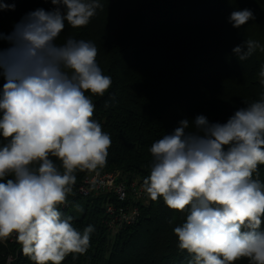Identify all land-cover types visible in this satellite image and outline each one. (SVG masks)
<instances>
[{
	"label": "clouds",
	"instance_id": "9594fccd",
	"mask_svg": "<svg viewBox=\"0 0 264 264\" xmlns=\"http://www.w3.org/2000/svg\"><path fill=\"white\" fill-rule=\"evenodd\" d=\"M51 10L26 13L10 33L0 32V240L15 234L34 264H62L69 254L87 252L93 225L83 231L60 205L67 203L76 171H94L107 162L111 136L93 118L92 96L112 86L97 63L98 48L88 40H56L66 23L89 24L100 0H50ZM15 4L0 2V11ZM236 29L255 16L232 11ZM259 41L232 49L239 61L250 58ZM264 85V66L259 72ZM189 119L149 149L153 158L144 190L151 200L186 214L174 227L178 247L190 264H264V96L240 107L226 122L204 115ZM58 160L59 166L52 158ZM61 169H63L61 171ZM254 174L255 177H254Z\"/></svg>",
	"mask_w": 264,
	"mask_h": 264
},
{
	"label": "trees",
	"instance_id": "16d2710c",
	"mask_svg": "<svg viewBox=\"0 0 264 264\" xmlns=\"http://www.w3.org/2000/svg\"><path fill=\"white\" fill-rule=\"evenodd\" d=\"M0 2L15 4L14 11H0V32L5 34L29 11L54 7L50 0ZM100 2L103 8L87 26L72 28L66 23L56 43L68 38L93 42L97 63L112 78L103 96L91 97L96 105L93 118L112 140L106 164L94 171L117 174V183L144 186L153 160L152 143L171 133L180 120L189 119L187 131L194 130L193 119L201 114L210 122L224 123L235 110L264 96L259 77L264 51L257 49L245 61L232 53L248 39L264 46V0ZM242 9L251 10L255 19L236 29L228 18ZM7 47L0 42V48ZM3 83L0 77V88ZM94 171L77 170L72 193L60 205L77 230L95 228L87 252L69 254L62 264H190L192 256L178 247L173 232L185 221V213L169 209L162 198L135 200L128 194L120 202L110 194L83 196L79 187ZM258 178L264 183V165L258 168ZM109 206L114 215L107 212ZM129 207L137 209L134 222L111 228L119 210ZM8 259L10 264H34L16 237L0 240V264H9ZM235 264L249 262L243 258Z\"/></svg>",
	"mask_w": 264,
	"mask_h": 264
},
{
	"label": "built area",
	"instance_id": "2783aa9c",
	"mask_svg": "<svg viewBox=\"0 0 264 264\" xmlns=\"http://www.w3.org/2000/svg\"><path fill=\"white\" fill-rule=\"evenodd\" d=\"M117 174L94 171L92 174L84 177L80 187L79 193L83 196L89 194H110L118 201L123 202L128 194H132L135 200H145L148 194L144 190V186H137L134 182L126 185L125 183H117ZM114 208L107 207V212L114 215ZM137 217V209L134 207L124 208L119 210L118 214L110 222L111 228L121 224H131ZM15 234L8 237L10 240L14 239ZM10 264V259H8Z\"/></svg>",
	"mask_w": 264,
	"mask_h": 264
},
{
	"label": "rangeland",
	"instance_id": "374dc122",
	"mask_svg": "<svg viewBox=\"0 0 264 264\" xmlns=\"http://www.w3.org/2000/svg\"><path fill=\"white\" fill-rule=\"evenodd\" d=\"M79 209V207H76V208H70V212L72 211H77Z\"/></svg>",
	"mask_w": 264,
	"mask_h": 264
}]
</instances>
